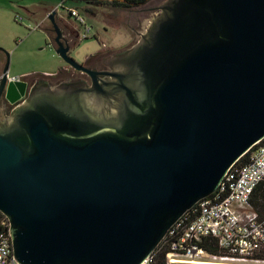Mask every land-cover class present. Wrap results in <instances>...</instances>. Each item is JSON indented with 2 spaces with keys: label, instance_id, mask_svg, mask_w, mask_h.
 Here are the masks:
<instances>
[{
  "label": "water",
  "instance_id": "water-1",
  "mask_svg": "<svg viewBox=\"0 0 264 264\" xmlns=\"http://www.w3.org/2000/svg\"><path fill=\"white\" fill-rule=\"evenodd\" d=\"M161 10L122 59L110 108L48 16L55 53L93 87L36 86L0 120V211L18 264H142L264 139V0Z\"/></svg>",
  "mask_w": 264,
  "mask_h": 264
},
{
  "label": "built area",
  "instance_id": "built-area-1",
  "mask_svg": "<svg viewBox=\"0 0 264 264\" xmlns=\"http://www.w3.org/2000/svg\"><path fill=\"white\" fill-rule=\"evenodd\" d=\"M67 1L69 0H58V4L49 9L43 20H47L52 11L62 8ZM65 12L80 26L79 37H89L91 26L78 10L68 7ZM41 24L36 23L32 29L39 28ZM19 78L10 77L11 80ZM243 156L245 161H236L228 169L212 196L195 204L197 215L169 245V252L166 254L168 264H188L195 257L204 254L197 245L204 237L216 240L219 248L230 254L210 255L212 258L230 261L258 260L253 259V256L264 250V224L259 221L257 213L249 205V199L253 189L264 180V139ZM180 218L171 226L173 229L169 234L181 224ZM9 225L8 218L0 211V264H18L13 257ZM150 262L149 256L142 264Z\"/></svg>",
  "mask_w": 264,
  "mask_h": 264
},
{
  "label": "rangeland",
  "instance_id": "rangeland-1",
  "mask_svg": "<svg viewBox=\"0 0 264 264\" xmlns=\"http://www.w3.org/2000/svg\"><path fill=\"white\" fill-rule=\"evenodd\" d=\"M58 0H0V57L6 61L8 53V77H25L35 73H52L63 60L55 53L48 28L50 23L44 19V13L55 7ZM76 8L85 18L92 31L87 39H82L70 55L76 61L83 60L88 54L101 50L104 44L116 48L128 43L132 32L125 23L127 11L108 4L87 3L69 0L57 15L66 17L65 9ZM20 18V19H19ZM36 23L39 28L32 29ZM2 64V63H1ZM192 260V259H191ZM264 264V260H225L212 258L208 254L195 257L188 264Z\"/></svg>",
  "mask_w": 264,
  "mask_h": 264
},
{
  "label": "flooded vegetation",
  "instance_id": "flooded-vegetation-1",
  "mask_svg": "<svg viewBox=\"0 0 264 264\" xmlns=\"http://www.w3.org/2000/svg\"><path fill=\"white\" fill-rule=\"evenodd\" d=\"M103 1L105 2L103 4L122 8L127 11L128 20L125 25L130 28L132 32L131 39L128 43L116 48H108L102 44L101 50L88 54L83 60L77 62L90 70L98 72L95 81L99 87H102L103 91L102 98L98 100L102 102L103 107L110 108L116 105L117 101L121 97V93L115 92L117 79L114 75L120 74L122 59L126 54L130 53L148 33L153 21L162 13V4L167 0H146L144 4L137 6L129 3L132 0ZM116 2L122 3V5L118 6L115 4ZM57 11H55L54 15L55 22L62 35V42L69 48L68 54L70 55V51L76 48L82 39H87L88 37L80 38V26H78L76 22L67 15L64 18H60L57 15ZM92 28L93 27L91 26V31ZM48 32L52 44L55 45L54 37L56 36V33L51 24L48 28ZM3 66L4 63L1 64L0 62V78ZM10 80L11 79L9 78L5 82L4 92L0 97L1 121L9 119L11 111L24 103L36 86H44L42 89L47 87L51 91H56L62 89L63 87L70 88L71 91H76V86H84L89 89L93 87V79L89 74L81 70H77L65 62L63 66H60L52 73H35L25 77H20L18 80H11L13 84H11ZM10 84L13 85V88L18 93L17 96L12 99L8 98L6 95V91ZM86 95V99H96L95 97L90 96L91 94Z\"/></svg>",
  "mask_w": 264,
  "mask_h": 264
},
{
  "label": "trees",
  "instance_id": "trees-1",
  "mask_svg": "<svg viewBox=\"0 0 264 264\" xmlns=\"http://www.w3.org/2000/svg\"><path fill=\"white\" fill-rule=\"evenodd\" d=\"M87 3L103 4V0H80ZM146 0H132L129 3L133 5H142ZM116 5L120 6L122 3L116 2ZM238 161H245V156L241 157ZM212 196V195H211ZM249 205L257 213L258 219L264 224V180L261 181L254 189L249 199ZM197 215L196 205L187 210L180 218L181 224L176 226L172 232L173 227L166 233L164 238L159 242L154 251L151 253L150 264H168L166 260V254L169 252V245L175 241L179 236L183 228ZM197 245L208 255L215 256H230V254L221 248H219L216 240L211 238H201ZM253 259L264 260V250L253 256Z\"/></svg>",
  "mask_w": 264,
  "mask_h": 264
},
{
  "label": "crops",
  "instance_id": "crops-1",
  "mask_svg": "<svg viewBox=\"0 0 264 264\" xmlns=\"http://www.w3.org/2000/svg\"><path fill=\"white\" fill-rule=\"evenodd\" d=\"M46 14H47V13L45 12V13H44V17L46 16ZM0 60H1L0 62L3 64V58H2V57H0Z\"/></svg>",
  "mask_w": 264,
  "mask_h": 264
},
{
  "label": "bare ground",
  "instance_id": "bare-ground-1",
  "mask_svg": "<svg viewBox=\"0 0 264 264\" xmlns=\"http://www.w3.org/2000/svg\"><path fill=\"white\" fill-rule=\"evenodd\" d=\"M208 264H211V263H208Z\"/></svg>",
  "mask_w": 264,
  "mask_h": 264
}]
</instances>
